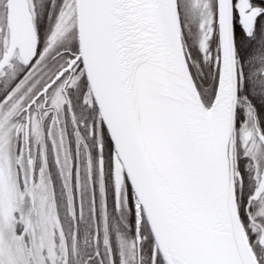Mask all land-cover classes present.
<instances>
[{
  "label": "snow or ice",
  "instance_id": "1",
  "mask_svg": "<svg viewBox=\"0 0 264 264\" xmlns=\"http://www.w3.org/2000/svg\"><path fill=\"white\" fill-rule=\"evenodd\" d=\"M0 264H264V0H0Z\"/></svg>",
  "mask_w": 264,
  "mask_h": 264
}]
</instances>
